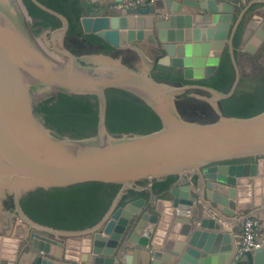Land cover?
Here are the masks:
<instances>
[{"label":"water","instance_id":"1","mask_svg":"<svg viewBox=\"0 0 264 264\" xmlns=\"http://www.w3.org/2000/svg\"><path fill=\"white\" fill-rule=\"evenodd\" d=\"M31 1L60 19L62 25L56 29H44L43 35L36 37L29 24L34 22V18L27 14L20 0H0V210L5 209L8 197H11L16 215L33 227V231L80 235L97 229L94 234L99 237L98 232H103L106 226L109 228L110 223L99 226L120 206L130 189L153 192L152 182L149 186L141 185L144 180L160 181L171 175L181 178L192 172L201 175L203 171L218 167L256 166L249 161L222 162L264 157V111L252 117H234L224 114L216 106L219 115L211 122L186 120L179 111L178 101L186 96L189 89L201 88L214 93L218 99L228 98L235 92L240 69L232 36L228 43L236 76L226 93L209 86L157 79L153 76L156 62L125 61L128 56L124 49L128 44L136 40H146L153 45L161 42L166 54L159 58V64L182 68L186 79L208 77L216 71L221 59L219 52L209 57L213 41H217L216 47L224 48L234 18L232 13L213 17L214 24L227 22L217 30L213 25L189 24L190 15L172 11L167 20L157 26L173 29V33L156 36L145 31L146 22H155L154 15H148L152 12V5L130 9L126 15L116 14L111 3L105 5L101 14H90L85 6L81 17L83 32L102 37L117 52L76 53L64 43L69 19L39 0ZM147 15L148 18L143 17ZM185 20L188 23L184 29H179ZM124 31H127V37H124ZM260 36L263 40L264 31ZM192 67L196 68L195 72L190 69ZM204 67V71L200 70ZM110 88L127 91L143 100L158 114L162 128L147 134H112L106 121V92ZM60 91L97 98V134L83 138L57 136L44 123L35 112L34 104L38 99ZM92 181L120 184L122 187L104 217L84 232L42 226L28 217L21 205L22 197L37 189L64 188ZM207 196L212 199L210 191H207ZM138 200L143 202L145 198ZM125 207L129 208L130 203L120 206L116 212ZM9 208L13 210L14 206ZM129 223L121 228L123 231L117 238L114 237L116 240L111 242L112 245L120 242ZM202 225L214 228L215 221L204 219ZM193 228L190 221H175L162 250L153 248V264L161 260L174 264L181 259L183 245ZM254 253L255 257L248 252L240 262L264 264V247L256 248ZM237 263L233 259L232 264Z\"/></svg>","mask_w":264,"mask_h":264},{"label":"crops","instance_id":"2","mask_svg":"<svg viewBox=\"0 0 264 264\" xmlns=\"http://www.w3.org/2000/svg\"><path fill=\"white\" fill-rule=\"evenodd\" d=\"M117 1L119 0H83V3L90 14H101L105 11V5ZM246 2L247 0H159L157 5L150 6L152 12L148 15H154L155 22L154 24L146 22L145 31H151L156 36L160 33L161 35L172 34L173 29L157 26L159 22L167 20L166 17L171 15L172 11L190 15L189 24L213 25L217 30L227 22L214 24L213 17L217 14L232 13L234 18L231 23L235 18V22L239 23L245 17L248 24L247 35L243 38L242 45L257 46L259 42L255 39L260 31H264V6L260 9L258 7L264 4V0ZM257 3L261 4L257 6ZM96 4H99V7ZM143 7L145 6L135 9ZM114 11L116 14L126 15L130 10L114 9ZM148 15L143 17L148 18ZM186 23L188 22L185 20L178 28L184 29ZM125 33L127 31L123 32L124 37H127ZM177 35L181 36V34ZM230 38L229 36L226 42H229ZM212 45L209 57L217 55L218 52L222 53L223 49L216 47L217 41H213ZM199 50L203 51L202 48ZM124 54L129 58L133 57L137 62L152 64L166 52L161 42L153 45L146 40H136L128 44ZM189 54H191L190 51ZM175 69L182 71V68ZM190 69L193 72L196 71V68ZM200 70L204 71L205 67ZM250 162L256 163V166L251 164L236 169L218 167L208 172L203 171L201 175L192 172L179 178L164 192L155 193L146 190L149 196L140 197L145 198V201L140 202L138 200L140 198L130 200L126 203H130L129 208L125 207L121 209L119 215L113 216L117 221L115 227L113 226L117 235L123 231L121 228L124 229V225L130 222L122 239L116 243L115 255L97 259L95 263L86 260L76 264H153V248L162 250L174 222L180 219L190 221L194 228L183 245L182 253L185 256L183 255L174 264L182 263V261H185V264H232L236 254V240L247 216L253 215L261 220V236L264 239V157ZM207 191L211 192L212 199L207 196ZM13 217L14 215L10 214V217L8 216L5 220L0 216V264H34L36 259L35 264H72L70 258L76 260L78 253L89 251L90 242L86 239L84 241L68 240L69 235L62 239L61 236L64 235L52 232L44 235L42 230L33 231L31 226H29L30 231L26 229V236H24L25 227L21 224V219L15 220ZM204 219L208 222L215 221V227L203 226ZM106 228L107 226L103 232H99L97 242L100 238L106 241V236H109L105 233ZM34 232L48 236L52 243L33 237ZM91 233L93 234L94 231L83 233L82 236L87 238V235ZM16 235L23 237L18 239ZM125 236L128 238L122 245ZM66 238L68 246L64 245ZM70 241L71 244H69ZM99 248H97L98 251ZM65 249H69L66 253L67 258L63 257ZM100 249L97 256L104 257V253L109 254L107 251L102 253V248ZM252 254L256 256L254 251ZM155 263L168 264L164 260ZM237 264L255 263L248 261Z\"/></svg>","mask_w":264,"mask_h":264},{"label":"trees","instance_id":"3","mask_svg":"<svg viewBox=\"0 0 264 264\" xmlns=\"http://www.w3.org/2000/svg\"><path fill=\"white\" fill-rule=\"evenodd\" d=\"M46 6L65 15L70 22L68 35H78L85 41L102 45L101 52L110 53L115 48L96 34H84L81 17L84 6L82 0H39ZM27 14L38 19L35 30L42 32L44 29L59 28L62 23L56 16L37 7L31 0H20ZM243 29L237 33L234 45L237 48ZM84 53L83 50L74 51ZM224 75L221 71L213 81L206 79H186L183 72H178L174 67L162 65L156 60L153 76L157 79L177 84H202L213 87L221 92H228L235 80V70L231 56L226 50ZM237 54V52H235ZM261 88V86L257 87ZM107 127L112 134L140 133L147 134L162 128V121L158 114L137 96L123 90L110 88L107 90ZM179 111L186 120L198 122H211L213 113L205 103L195 100H179ZM99 103L91 95H77L68 92H56L38 99L34 104L35 112L41 116L44 123L51 128L57 136H70L83 138L97 134L99 122ZM224 114L234 117H252L264 111V92L248 93L237 97L236 93L224 101ZM251 159H234L222 163L247 162ZM179 176L171 175L164 180H144L142 186L151 187L155 193L169 189ZM122 185L107 184L102 182H85L64 188L37 189L21 199L24 211L35 221L51 225L55 228L79 230L97 224L111 207ZM146 190L137 191L130 189L122 198L120 205H125L129 200L148 197ZM8 205L13 208L12 198L8 197ZM50 205L56 213L64 215L88 212L90 217L78 223H59L42 217L39 214L45 205Z\"/></svg>","mask_w":264,"mask_h":264},{"label":"flooded vegetation","instance_id":"4","mask_svg":"<svg viewBox=\"0 0 264 264\" xmlns=\"http://www.w3.org/2000/svg\"><path fill=\"white\" fill-rule=\"evenodd\" d=\"M83 6H84V10H85V4L84 3H83ZM37 21H38V19L34 18V22L33 23H36ZM235 21H236V18H235L234 22L231 23V27H230V30H229V36L230 37L232 36V39H233V43L232 44H233V46L235 48V52H237V54L235 53V55H236V58H237V61H238V65L241 68V71H240V80H239V83L237 85V88L235 89V92L231 96H233L235 93H236L237 97H241V96H243L245 94L254 93V92H257V91L264 92V39L257 46L251 47V45H250L249 47H244L242 45V40H243L245 28L247 26L246 25V19H245V17L242 18L239 23H237ZM236 23H237V25H236ZM232 24H233V26H232ZM39 28H40L39 26H36V29H39ZM69 28H70V26H69ZM240 28L243 29V32H242V36H241V41H240L238 47L236 48L235 45H234V39L237 36V33L240 30ZM68 32H69V29H68L66 37L64 39V43H65V46L69 50H71L73 52L74 51H78V50H83L84 53L85 52H101L102 45L89 43V42L85 41L83 38L79 37L78 35L69 36ZM225 45H224V48L222 50V53H221V56H220L221 57L220 63L218 65L216 71L212 75H210L208 77H205V78H201V79H206V78L209 79L210 78L213 81V77H216L218 79V77H217V73L218 72L221 71L222 75L225 74L224 73V70H225V57H226V52L225 51L227 50L229 52V54L231 53L230 52L229 43H228L227 47ZM241 51L243 52V54L241 53ZM116 52H117V50L115 49V50H113L110 53H116ZM230 56H231V54H230ZM131 59L128 58V57H125V61H132ZM231 59H232V57H231ZM242 60L245 61L246 65L251 66V67L253 66L252 70L249 73H247V74H245L244 70H242V67H241ZM232 63H233V61H232ZM234 70H235V67H234ZM177 71L178 72H183V70L181 71V70H178V69H177ZM235 76H236V72H235ZM195 85L206 86V85H202V84H195ZM259 86H261V88H259V90H257L258 89L257 87H259ZM197 90L200 91V92L211 93V92L203 90L201 88H197ZM230 97H228V98H230ZM228 98L218 99V101H217L216 106H218L219 109L223 113H224V111H223L224 101L226 99H228ZM179 100H181V101H183V100H195V101H198L200 103L203 102L210 108L211 113H213V119L216 118L219 115V112L217 111L216 106L211 105L207 100H204L203 98L192 97V96L188 95V96L182 97ZM7 202H8V200H7ZM12 202H13V206H14L12 212L17 214L16 211H15V204H14L13 199H12ZM39 214L42 217L47 218V219H49L51 221L59 222V223H66V224H68V223H78V222H82V221L84 222V221L88 220V218L90 217V215H89L90 213H88V212L80 213V214H70L69 213L68 215H64L62 213L59 214V213H56L55 209L52 208L48 204L45 205L41 210H39ZM28 217H30V216L28 215ZM110 219L112 220V218H110ZM32 220L35 221L34 219H32ZM35 222L40 224V225H42V226H45V227H49V228H53V229H60V228H55V227H53L51 225H45V224L39 223L37 221H35ZM90 228L91 227H88V228H85V229H79V231L84 232V231H86L87 229H90ZM60 230L70 231L69 229H60ZM71 231H73V230H71ZM82 234L83 233H81L80 235H82ZM108 235L109 236H106L107 237L106 239L110 238V234H108ZM115 236L117 238V234L116 233H114L109 240L115 241L116 240V238L114 240ZM46 237H48V236H46ZM113 246H114L113 249L111 248V250H110L111 251L109 253L110 255H114L115 252H116V245H113Z\"/></svg>","mask_w":264,"mask_h":264},{"label":"rangeland","instance_id":"5","mask_svg":"<svg viewBox=\"0 0 264 264\" xmlns=\"http://www.w3.org/2000/svg\"><path fill=\"white\" fill-rule=\"evenodd\" d=\"M247 2H248V0H247ZM246 2V3H247ZM114 4V3H113ZM113 4H111V5H113ZM258 4H261V3H257L256 5L257 6H259ZM255 5V4H254ZM257 6H256V9H257ZM264 6V4H262L260 7H258L259 9L260 8H262ZM111 9L112 10H114V8H113V6L111 7ZM255 9V10H256ZM251 16H252V14L250 15V17L248 18V22H249V20L251 19ZM29 24H30V27H31V30L33 31V33H34V35L36 36V37H41L42 35H43V33L44 32H37V33H35V30H36V27H35V23H32V22H29ZM246 25H248L247 24V22H246ZM247 27L248 26H246V28H245V32H244V36H243V38H245L246 37V35H247ZM260 33H261V31L259 32V35H257V37H256V39L255 40H257V42H259V40H261L262 41V37L260 36ZM243 41V40H242ZM256 42V43H257ZM41 44L43 45V46H45L44 45V43H42V41H41ZM227 45H228V42H226V47H227ZM251 47H253V46H251ZM241 53L243 54V52L241 51ZM131 59V58H130ZM132 61H134L135 63L137 62V61H135V59H133V57H132V59H131ZM156 62V61H155ZM170 67H173V66H170ZM241 67H242V70H244V73L245 74H247V73H249L251 70H252V67L251 66H248V65H246V63H245V61L244 60H242V62H241ZM240 68V67H239ZM240 71H241V68H240ZM192 96V97H198V98H203L204 100H207L211 105H213V106H216V104H217V101H218V98H217V96L214 94V93H207V92H200V91H198L197 89H189L188 91H187V93H186V96ZM216 118H218V116L216 117ZM251 160H254V159H251ZM150 185V184H149ZM130 201V200H129ZM121 206V205H120ZM119 206V207H120ZM118 207V208H119ZM117 208V209H118ZM116 209V210H117ZM116 210H114L108 217H107V219L105 220V221H103L102 222V224L99 226V227H101L103 224L104 225H106L107 224V222H109V221H111V219L110 218H112L113 219V215L115 214V212H116ZM13 210H11L9 207H8V205L6 204L5 205V209L4 210H0V216L1 217H3L5 220H7V217L9 216L10 217V214L11 215H14V219L15 220H18V219H21L18 215H16L14 212H12ZM14 213V214H13ZM98 227V228H99ZM97 229H95V231H96ZM94 231V232H95ZM42 233H44V235L45 234H48V231H44V230H42ZM99 233V232H98ZM96 235H97V233L96 234H90L89 236L87 235V238H85V237H83L82 235H77L76 237H67L68 238V240H74V241H84L85 239L86 240H88L89 242H90V246H89V248H88V250L89 251H87V252H84V253H78L79 255H77V257H78V259H76V260H72L71 258H70V263H74V264H76V263H80V262H83V261H86V260H88V261H94V263H95V259L97 258V257H99V256H97V252H95L94 250H95V247H96V244H97V237H96ZM67 235H64V236H61V238L63 239V238H65ZM47 239H49L48 237H46ZM67 238H66V241H65V243H64V245L65 246H68V242H67ZM127 236H125V239H124V241H123V243H122V245L123 244H125L126 243V240H127ZM52 240H55L54 238H51ZM69 244H71V241H70V243ZM67 248V247H66ZM67 250V251H66ZM69 249H65V251H64V254H63V257H65V258H67V256H66V253L67 252H69L68 251ZM70 252H71V250H70ZM73 252V251H72ZM118 253H119V251L117 252V255H118ZM115 255V254H114ZM85 256H87V259H84V257ZM101 257V256H100ZM108 257H112V256H110V255H108V254H105L104 253V258H108ZM115 257V256H114ZM76 258V257H75ZM68 259H69V257H68Z\"/></svg>","mask_w":264,"mask_h":264},{"label":"built area","instance_id":"6","mask_svg":"<svg viewBox=\"0 0 264 264\" xmlns=\"http://www.w3.org/2000/svg\"><path fill=\"white\" fill-rule=\"evenodd\" d=\"M159 0H123L112 6L116 10H130L139 6L154 5ZM264 246V239L261 236V220L253 215L247 216L242 224V230L236 240L235 260L240 262L248 252Z\"/></svg>","mask_w":264,"mask_h":264},{"label":"bare ground","instance_id":"7","mask_svg":"<svg viewBox=\"0 0 264 264\" xmlns=\"http://www.w3.org/2000/svg\"><path fill=\"white\" fill-rule=\"evenodd\" d=\"M126 210V209H125ZM121 212V210H119L118 212H115V214L113 215V216H117V215H119V213ZM130 216V215H129ZM125 221V220H124ZM117 223V221H116V218L114 219H112L109 223H110V227L108 228V226H107V228H108V231H105V233H107V234H109L110 233V238H111V236L115 233V228L113 229V226L115 227V225H116V223ZM21 224H23L24 225V227H25V232H24V236H26V229L28 230V231H30V225L27 223V222H25V221H23V220H21ZM125 226V225H124ZM117 227V226H116ZM106 228V229H107ZM77 235H69V237H76ZM19 237L21 238V237H23V236H17L16 235V238H18L19 239ZM33 237H35V238H39V239H41V241H47V242H49V243H52V242H50V240L49 239H47L46 238V236H43V235H41V234H39V233H37V235H34ZM109 238V239H110ZM109 239H106V241L102 238H100V240L97 242V244L98 245H96L97 247H95V252H97V253H99V251L101 250L100 248H102V253L103 252H105V251H107V252H111L110 250H111V248L113 249V245H112V241L111 240H109ZM63 242V241H62ZM109 242V243H108ZM116 245V244H115ZM98 247H100L99 248V251H98ZM79 255V254H78ZM108 255H110V254H108ZM100 258H103L104 259V257H97L96 259H95V261L97 260V259H100Z\"/></svg>","mask_w":264,"mask_h":264}]
</instances>
